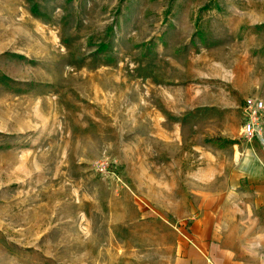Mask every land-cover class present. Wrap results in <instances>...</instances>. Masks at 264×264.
<instances>
[{"label": "rangeland", "instance_id": "1", "mask_svg": "<svg viewBox=\"0 0 264 264\" xmlns=\"http://www.w3.org/2000/svg\"><path fill=\"white\" fill-rule=\"evenodd\" d=\"M253 98L264 0H0V264H182L264 180Z\"/></svg>", "mask_w": 264, "mask_h": 264}, {"label": "crops", "instance_id": "2", "mask_svg": "<svg viewBox=\"0 0 264 264\" xmlns=\"http://www.w3.org/2000/svg\"><path fill=\"white\" fill-rule=\"evenodd\" d=\"M262 175L249 193L197 194L202 201L181 250L182 264H264Z\"/></svg>", "mask_w": 264, "mask_h": 264}, {"label": "built area", "instance_id": "3", "mask_svg": "<svg viewBox=\"0 0 264 264\" xmlns=\"http://www.w3.org/2000/svg\"><path fill=\"white\" fill-rule=\"evenodd\" d=\"M245 109L248 114V120L245 122L242 133L248 139H253L257 136V121L261 112L264 109V102L260 99H247Z\"/></svg>", "mask_w": 264, "mask_h": 264}]
</instances>
